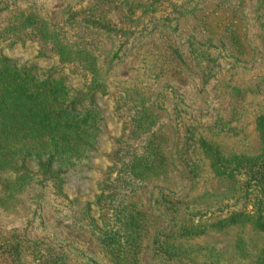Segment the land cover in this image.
Listing matches in <instances>:
<instances>
[{
  "label": "rangeland",
  "instance_id": "1",
  "mask_svg": "<svg viewBox=\"0 0 264 264\" xmlns=\"http://www.w3.org/2000/svg\"><path fill=\"white\" fill-rule=\"evenodd\" d=\"M4 97L84 139L0 141V264H264V0H0Z\"/></svg>",
  "mask_w": 264,
  "mask_h": 264
},
{
  "label": "trees",
  "instance_id": "2",
  "mask_svg": "<svg viewBox=\"0 0 264 264\" xmlns=\"http://www.w3.org/2000/svg\"><path fill=\"white\" fill-rule=\"evenodd\" d=\"M51 102L54 103L48 107L41 103L39 108L37 104L33 106L22 100L12 103L6 97L0 102V106L3 108V110L0 109V141L7 142L11 150L16 152L14 156L16 162L17 160L35 162L38 171L44 176L56 173L53 168L56 162L69 166L68 164L75 157L74 155H77L79 145L84 139L83 134L74 135L70 129L62 127L58 117L62 102L58 99ZM69 105L76 106V104L75 106L74 104ZM70 121L82 122L75 112ZM258 125L264 142V119L259 120ZM249 166L246 165L245 168L247 167L250 172V180L258 179L263 186V197H261V201L256 202L258 214L253 220L254 228L263 230L264 156L258 164Z\"/></svg>",
  "mask_w": 264,
  "mask_h": 264
}]
</instances>
